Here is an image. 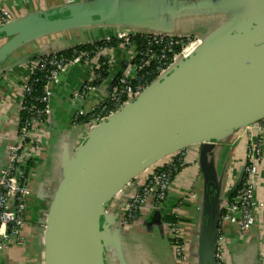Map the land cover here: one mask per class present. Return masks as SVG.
I'll return each instance as SVG.
<instances>
[{"label": "water", "instance_id": "obj_1", "mask_svg": "<svg viewBox=\"0 0 264 264\" xmlns=\"http://www.w3.org/2000/svg\"><path fill=\"white\" fill-rule=\"evenodd\" d=\"M140 1L78 0L0 26V65L30 43L99 28L120 29L113 38L126 32L199 39L188 56L113 115L85 127L81 142L62 154L59 168L51 172L53 192L38 239V264H156L144 257L133 262L123 240L131 227L123 230L116 212L142 173L191 147H198L202 183L197 241L193 243L188 229L187 264H212L222 203L236 192L244 171L243 159L223 195L210 160L214 144L264 120V0H258L263 9L239 18L226 10L195 12L191 0L166 6L146 0L144 14ZM59 15L65 16L55 18ZM95 43L63 45L28 56L23 63ZM120 72L109 82L110 89ZM168 209L152 213L161 231Z\"/></svg>", "mask_w": 264, "mask_h": 264}, {"label": "built area", "instance_id": "obj_2", "mask_svg": "<svg viewBox=\"0 0 264 264\" xmlns=\"http://www.w3.org/2000/svg\"><path fill=\"white\" fill-rule=\"evenodd\" d=\"M13 20L12 15L2 9L0 26ZM141 42L135 43L134 38ZM94 46L89 50L70 49V53H52L31 61L32 72L23 81L20 117L12 144L7 147L0 168V254L13 248L23 249L26 245L24 230L27 224V206L33 197L34 170H38L45 157L47 144L46 126L51 119V90L58 78L76 64L89 68V79L79 91L71 96V102H85L89 95L110 80V53L119 47L129 55L130 64L120 72L117 83L111 88L107 98L87 113L75 116L74 125L86 128L98 125L117 112L126 102L134 100L151 82L159 78L177 60L188 56L199 44L195 35L172 37L160 34L119 33L114 38ZM104 60L107 77L99 74L100 62ZM42 75L43 85L35 89L32 75ZM21 114L24 116L21 119ZM84 117L85 121L79 123ZM248 135L244 155L243 176L236 192L222 203L221 215L216 230V246L212 264H229L223 237L224 227L230 226L239 237H243L253 227L255 214L261 207L256 194L258 189V168L263 162L264 120L245 129ZM198 166V157H190L185 150L165 159L161 164L142 173L127 193V198L119 204L116 217L122 229L142 224L149 213L168 207L175 177L188 166ZM228 170L226 181L231 186L233 176ZM189 195L192 193L189 192ZM169 215L174 220L165 221ZM162 232L168 242L175 264L188 263V227L183 225L173 210L164 213ZM260 257V261H261Z\"/></svg>", "mask_w": 264, "mask_h": 264}, {"label": "crops", "instance_id": "obj_3", "mask_svg": "<svg viewBox=\"0 0 264 264\" xmlns=\"http://www.w3.org/2000/svg\"><path fill=\"white\" fill-rule=\"evenodd\" d=\"M75 2L78 0H0V11L4 9L12 15L13 19H16L62 8ZM117 30L120 31V29L108 28L99 34H95L93 30H87L88 32L83 34L75 32L44 38L15 51L0 65V168L7 147L12 144L16 134L20 117V87L32 72V63H23V60L43 51L61 48L63 45H73L81 41H106L105 37L113 38ZM128 55L119 47L110 53V80L97 88L83 103L71 102V96L88 81L89 68L87 66L76 64L70 67L59 76L58 81L52 87L50 98L52 113L49 124L46 126L45 157L38 170H34L35 175L32 181V198L35 202L32 209L34 222L42 223V225L44 223L48 209L46 204L49 203L53 192L50 188V182L53 181L51 172L59 168L62 154L72 151L85 135L83 124L74 125L75 116L80 112L87 113L107 98L111 90L109 82L120 70L126 69L130 64ZM247 137L245 130L234 131L222 141L214 144L210 160L214 165L221 187H224L223 195L228 192L230 186L224 177H227L228 170L233 168L230 174L232 177L236 168L242 164ZM185 152L189 158L198 157V147L188 148ZM223 179L224 182H222ZM257 181L256 197L261 207L256 212L253 227L243 238L239 237L231 227H227L223 232L229 264H264V150L263 162L258 168ZM201 183L198 166H188L175 177L168 205V212L172 210L176 212L179 220L188 227L193 243L197 241L198 235ZM157 221L153 214H147L141 225L131 227L128 234L124 236L125 250L135 260L134 263L144 257L156 264H175L168 242L162 235L160 224ZM41 228L43 227L39 225L28 224L24 230L28 240L26 247L13 248L6 254H0V264H38L41 250L38 239L42 236Z\"/></svg>", "mask_w": 264, "mask_h": 264}, {"label": "rangeland", "instance_id": "obj_4", "mask_svg": "<svg viewBox=\"0 0 264 264\" xmlns=\"http://www.w3.org/2000/svg\"><path fill=\"white\" fill-rule=\"evenodd\" d=\"M140 2L144 14H148L147 11L144 9H148V2L146 0H141ZM168 2L174 3L173 0H160L158 5L163 3L162 5L166 6ZM134 4L136 9L141 8L137 6L136 3ZM189 6L190 9L195 12H205L209 10H226L229 14L233 15V18H239L240 16L247 15L255 10L263 9V3L258 2V0H191ZM102 29L103 28L97 29V31H95V34L101 33ZM227 227L230 226H225L224 230Z\"/></svg>", "mask_w": 264, "mask_h": 264}, {"label": "trees", "instance_id": "obj_5", "mask_svg": "<svg viewBox=\"0 0 264 264\" xmlns=\"http://www.w3.org/2000/svg\"><path fill=\"white\" fill-rule=\"evenodd\" d=\"M64 16H65V15H59V16H57V17H55V18H62V17H64ZM134 41H135V43H140V42H141V38L137 36V37L134 38ZM103 42H104V41L97 42V43H95L94 45H95V46H99V45H102ZM110 43L115 44V40H114V38L111 39ZM93 47H94V46L84 45V46H78V47H76V49H78V50H89V49H92ZM62 53H64L65 55H68V54L70 53V50L64 51V52H62ZM106 71H107V68H106V66H105V61L102 60V61L100 62V70H99V74H100V76H101L102 78L107 77V73H106ZM32 79H33V81H34V83H35V89L40 90L41 87H42V85H43L42 75L39 74V73H35V74L32 75ZM23 118H24V116L21 114V119H23ZM84 121H85V119H84V117H82V118L79 119L78 122H79V123H83ZM164 220L167 221V220H174V219H173L172 216L167 215V216L164 218Z\"/></svg>", "mask_w": 264, "mask_h": 264}, {"label": "flooded vegetation", "instance_id": "obj_6", "mask_svg": "<svg viewBox=\"0 0 264 264\" xmlns=\"http://www.w3.org/2000/svg\"><path fill=\"white\" fill-rule=\"evenodd\" d=\"M33 198L30 199V202L27 206V211H26V214H27V224H33V226H36V225H39L40 227H43L42 223H38V222H34V218H33V215H32V209L35 205V202H33Z\"/></svg>", "mask_w": 264, "mask_h": 264}]
</instances>
